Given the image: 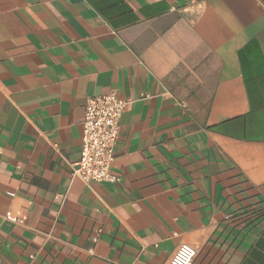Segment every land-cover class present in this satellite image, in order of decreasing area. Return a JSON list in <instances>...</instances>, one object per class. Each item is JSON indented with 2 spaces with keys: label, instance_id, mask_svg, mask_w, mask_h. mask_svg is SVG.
<instances>
[{
  "label": "crops",
  "instance_id": "1",
  "mask_svg": "<svg viewBox=\"0 0 264 264\" xmlns=\"http://www.w3.org/2000/svg\"><path fill=\"white\" fill-rule=\"evenodd\" d=\"M131 100L116 182L72 177L92 97ZM264 264V0H0V264Z\"/></svg>",
  "mask_w": 264,
  "mask_h": 264
},
{
  "label": "built area",
  "instance_id": "2",
  "mask_svg": "<svg viewBox=\"0 0 264 264\" xmlns=\"http://www.w3.org/2000/svg\"><path fill=\"white\" fill-rule=\"evenodd\" d=\"M132 101L115 94L92 97L88 100L82 122L81 151L73 165L72 177L86 183L116 182L112 174L115 145L120 134V121ZM196 249L181 245L170 264H193Z\"/></svg>",
  "mask_w": 264,
  "mask_h": 264
}]
</instances>
